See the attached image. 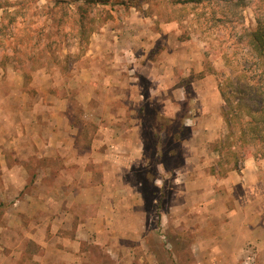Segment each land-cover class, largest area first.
I'll list each match as a JSON object with an SVG mask.
<instances>
[{
    "label": "crops",
    "instance_id": "1",
    "mask_svg": "<svg viewBox=\"0 0 264 264\" xmlns=\"http://www.w3.org/2000/svg\"><path fill=\"white\" fill-rule=\"evenodd\" d=\"M110 31L92 39L90 60L72 86L77 111L63 96L46 111L33 109L29 122L0 124V264H98L101 258L117 264L119 256L132 264L127 243L146 240L141 232L151 223L136 178L152 157L143 132L154 102L168 119L180 102L189 107L194 140L183 145L184 169L176 170L186 180L181 187L175 170L178 188L161 222L169 215L184 222L204 264H264V186L256 162L247 158L222 177L202 170L219 159L205 146L226 125L211 76L189 81V91L177 85L176 68L183 80L202 71L198 54L166 66L149 59L147 40L130 46L120 30ZM168 51L161 58L175 57ZM162 173L156 168L159 180ZM11 175L21 183L5 187ZM20 194L14 205L5 203Z\"/></svg>",
    "mask_w": 264,
    "mask_h": 264
},
{
    "label": "rangeland",
    "instance_id": "2",
    "mask_svg": "<svg viewBox=\"0 0 264 264\" xmlns=\"http://www.w3.org/2000/svg\"><path fill=\"white\" fill-rule=\"evenodd\" d=\"M86 1L0 0V62L4 64L0 65V107L5 108V111H0V124L10 126L29 122L35 108L46 111L52 105L51 100L63 96H67L68 105L77 111L72 86L84 62L88 64L90 60L86 55L92 39L95 35H110V30L117 35L120 30L130 46L137 41L139 44L147 40L153 44L149 59L161 60L166 66L175 61L173 58L183 61L187 54L190 56L193 52L195 56L197 53L202 67L200 73L214 79L221 100L220 115L225 122V102L221 93L223 90L226 94L227 90L231 91L232 88L227 86L229 79L235 78L233 70L245 60V50L236 44V33L256 28L252 8L242 12L243 24L231 27L214 22L212 9L203 4L183 6L177 0H103L107 3L95 4ZM13 47H16L15 53ZM168 50L174 51L175 57L165 55L161 58L163 51L170 54ZM25 74L28 78L26 81ZM174 76H177V85L189 91V77L181 79L177 68ZM155 104L146 108L143 132L146 152L152 157L139 170L136 178L140 184L139 195L151 223L145 232H141L143 235L148 234L146 240L138 244L127 243L135 252L132 254L135 257L132 264H204L203 259L195 257L198 254L197 244L193 246L191 229L184 222H180V225L173 221L171 215L166 221L160 220V213L166 212L175 188H178L175 184L178 182L182 187L186 180L185 175L176 169L182 170L181 162L188 153L183 145L194 140L189 128L174 122V117L164 122L165 117L158 113ZM179 106V111H186L185 121L192 118L189 107L181 102ZM228 133L226 125V129L213 141H207L205 151H211L219 159L205 163L202 169L205 175L216 176L218 172L219 177H222L230 169L239 170L243 160L252 158V150L239 149L233 144L235 138L229 137ZM9 134L11 138L16 137L14 129L9 128ZM177 134L179 137H176ZM156 152L159 158L155 157ZM7 159L8 166H12L15 159L11 156ZM159 166L164 171L162 180L156 176ZM263 168V162L256 164L258 177ZM175 170L180 173L177 182ZM17 183L21 182L12 176L11 180L7 179L5 187H15ZM10 197L9 201L5 200L8 206L14 205L22 195L14 199ZM116 262L127 264L121 256ZM245 262L255 264L253 261ZM106 263L104 258L98 262Z\"/></svg>",
    "mask_w": 264,
    "mask_h": 264
},
{
    "label": "trees",
    "instance_id": "3",
    "mask_svg": "<svg viewBox=\"0 0 264 264\" xmlns=\"http://www.w3.org/2000/svg\"><path fill=\"white\" fill-rule=\"evenodd\" d=\"M177 1L183 6L203 4L210 7L214 22L231 27L243 24L242 12L246 8H252L256 28L236 33V44L245 50V60L237 66L236 70H233L235 78L229 79V86H227L232 88L231 91L228 92L227 90L226 94L223 90L221 95L225 102L223 117L229 130L228 134L229 137L235 138L233 144L239 149H251L252 158L256 164L258 162L264 163V0ZM86 2L92 4L107 3L103 0H87ZM13 51L14 53L17 51L16 47H13ZM0 65L4 66L2 61ZM203 75V73H199L197 76H190L188 79L189 81L201 79L204 77ZM24 78L25 81L28 79L26 74ZM185 114L186 111L181 110L172 120L180 122V125H184L188 129L190 120L186 119L185 121ZM163 121L167 122L168 118H163ZM184 121L185 124H182ZM188 131L190 130L188 129ZM176 137H179V134ZM259 180L264 184V168L259 175Z\"/></svg>",
    "mask_w": 264,
    "mask_h": 264
}]
</instances>
